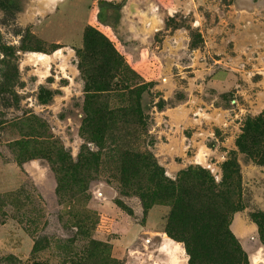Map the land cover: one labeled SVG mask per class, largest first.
<instances>
[{
  "label": "rangeland",
  "instance_id": "rangeland-1",
  "mask_svg": "<svg viewBox=\"0 0 264 264\" xmlns=\"http://www.w3.org/2000/svg\"><path fill=\"white\" fill-rule=\"evenodd\" d=\"M89 28L99 35L86 47ZM89 80L109 85L111 106L145 87L149 138L114 129L98 168L73 182L81 157L100 153L81 134ZM263 112L264 0H0V264L88 251V264H153V226L166 235L170 201L144 213L121 192L110 151L150 141L169 179L189 168L213 177L230 232L264 264V165L236 147ZM231 152L240 178L223 182Z\"/></svg>",
  "mask_w": 264,
  "mask_h": 264
},
{
  "label": "trees",
  "instance_id": "trees-1",
  "mask_svg": "<svg viewBox=\"0 0 264 264\" xmlns=\"http://www.w3.org/2000/svg\"><path fill=\"white\" fill-rule=\"evenodd\" d=\"M93 32L99 35L89 28L83 37L86 47L92 43L90 37ZM110 54L114 61H118L119 57L113 50ZM106 88L109 85L103 87L92 80L86 84V117L81 134L85 140L95 144L100 153H88L81 157L71 173L73 182L80 178L79 169L98 168L102 152L108 149L106 144L109 140L112 142L108 133L114 129L119 128L118 131L122 132L123 126L129 123L143 138H149V117L143 114L140 104L145 87L138 88L128 106H111L109 102H104L101 94L109 91ZM155 106L159 110L164 107L162 102ZM118 147L110 148V151L116 157L121 192L137 196L144 213L157 200L170 201L171 212L165 233L170 239L183 244L189 258L188 264H249L247 255L229 230V213L220 204L221 194L213 177L201 168H189L180 172L175 180L169 179L149 149L153 147V141L144 142L142 148ZM236 147L249 160L264 165V112L246 120L236 140ZM229 156L221 166L223 182L240 178L235 152ZM91 259L92 253L88 251L83 257L71 259L66 264H88Z\"/></svg>",
  "mask_w": 264,
  "mask_h": 264
},
{
  "label": "crops",
  "instance_id": "crops-1",
  "mask_svg": "<svg viewBox=\"0 0 264 264\" xmlns=\"http://www.w3.org/2000/svg\"><path fill=\"white\" fill-rule=\"evenodd\" d=\"M81 39L83 41V35ZM160 226H153V240L150 241L153 243V264H188L183 246L169 239ZM135 258V263L141 264V258ZM260 259L256 254L249 256L250 264H263Z\"/></svg>",
  "mask_w": 264,
  "mask_h": 264
}]
</instances>
